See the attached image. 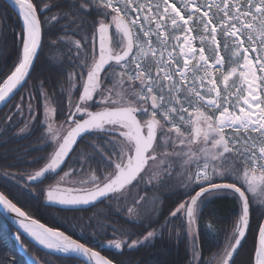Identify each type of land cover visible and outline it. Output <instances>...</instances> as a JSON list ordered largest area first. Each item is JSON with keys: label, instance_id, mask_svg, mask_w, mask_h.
Returning <instances> with one entry per match:
<instances>
[{"label": "snow or ice", "instance_id": "1", "mask_svg": "<svg viewBox=\"0 0 264 264\" xmlns=\"http://www.w3.org/2000/svg\"><path fill=\"white\" fill-rule=\"evenodd\" d=\"M10 3L20 22L19 47L12 69L0 77V104L27 88L45 46L66 48L70 69L59 92L40 81L36 94L13 104L7 119L27 114L31 125L21 119L20 132L39 125L52 150L42 167L11 179L33 189L59 177L47 187L46 206L115 204L145 231L112 228L108 238L100 235L103 225L90 224L91 235L81 231L74 238L31 219L0 190V206L15 214L18 228L78 264H120L101 250L150 244L169 225L172 235L191 239L189 264H264V223L251 229L253 206L264 207V0ZM53 7L59 11L46 15ZM85 140L86 154L78 143ZM177 175L186 199L158 229L157 199L149 203L141 185L146 177L163 184ZM66 179L71 183L60 188ZM219 195L235 199L240 211L205 261L198 219ZM249 235L253 243L245 251ZM32 264L42 262L33 258Z\"/></svg>", "mask_w": 264, "mask_h": 264}, {"label": "trees", "instance_id": "2", "mask_svg": "<svg viewBox=\"0 0 264 264\" xmlns=\"http://www.w3.org/2000/svg\"><path fill=\"white\" fill-rule=\"evenodd\" d=\"M67 2V0H64ZM59 9L53 7L45 13L48 16L55 15ZM47 32L48 29L46 28ZM52 29V32H55ZM20 33V22L16 12L9 7L4 1L0 0V77H3L16 62ZM67 49L58 47L45 46L40 52L36 61L32 79L29 81L25 90L21 91L16 99L6 105L0 111V190L8 192L15 203L31 217H34L47 225L65 231L74 238L79 236L81 231L91 235L92 228L103 225L100 230L101 236L111 238L112 228H124L133 233L144 232L145 229L140 226H133L127 220L123 211L115 204L109 205L107 202L101 203L91 209L79 211H67L46 206V190L49 184H54L59 177H50L43 184L33 189H27L21 184L17 186L16 181L11 179L10 174H21L25 171L31 172L43 166V159L51 152V147H46L47 141L42 139V133L39 125L25 132H20L24 125L20 123L21 119L25 123L31 122L25 117H16L9 121L7 117L13 115V104L19 102L20 96H26L28 92L36 94L40 81H47L49 89L59 92L58 82H63L67 73L69 61L67 60ZM63 65V67L61 66ZM59 103H64L65 97L57 96ZM35 103V102H34ZM55 107V104L52 105ZM60 121L56 122L59 125ZM89 140L80 143L81 153H85ZM195 147V145H193ZM40 160V163L36 161ZM159 173V166H154ZM63 175V173H61ZM141 185L144 190L143 195L149 198L156 197L158 202V220L159 224H154L159 229L165 219L170 218L169 212L184 196L185 189L181 187L180 177L174 176L172 179L165 181L163 184H156L155 178ZM71 181L65 180L60 183L59 187L69 186ZM156 184V187L153 185ZM251 215V229L255 232L257 225L262 222L264 211L253 206ZM240 208L236 200L230 196L219 195L211 198L202 212L201 218L198 219L199 243L203 249V259L209 260L212 253L216 251V246L223 242V234L230 231ZM180 222L177 221V224ZM211 224L215 229V235L206 230V225ZM173 225L168 226V230L158 234L155 241L145 244L139 248L127 249L121 253L115 249H102L103 255L113 258L120 264H189L191 260L189 238H185L181 233L177 238L171 234ZM15 229L7 222L0 213V264H32L28 261L27 256H22L13 240ZM21 241L30 254H35L42 264H78L75 259H68L54 253H49L38 249L23 235ZM87 238V237H84ZM120 239V236L116 237ZM106 242V241H105ZM252 235H249L245 244V251L252 247ZM47 252V253H46ZM243 258V254L242 257Z\"/></svg>", "mask_w": 264, "mask_h": 264}, {"label": "water", "instance_id": "3", "mask_svg": "<svg viewBox=\"0 0 264 264\" xmlns=\"http://www.w3.org/2000/svg\"><path fill=\"white\" fill-rule=\"evenodd\" d=\"M2 1H4L9 7H11V8L15 11L14 7H13L12 4L10 3V0H2ZM35 64H36V63H35ZM7 105H8V104H7ZM5 106H6V105H4V104H0V111H1ZM78 143L80 144V142H78ZM45 204H46V202H45ZM99 204H101V203H98V204H96L95 206H97V205H99ZM95 206H92V207H86V208L78 209V210H67V211L87 210V209H91V208H93V207H95ZM49 207H50V206H49ZM53 208L61 209V208H57V207H53ZM21 210H22V209H21ZM61 210H65V209H61ZM22 211H23V210H22ZM0 213L4 216V218L7 220V222H8V223H9V224L15 229V232H14V234H13V240H14V242H15V244H16V247H17L19 253H20L22 256L26 257V256H27L26 248H25V246L23 245V243H22V241H21V236H20V235H23L25 238H27V239L30 241L29 237H28L26 234H24L22 230H20V229L18 228V225L15 224L14 219H13V217H14L15 214H12V213L7 212V210H5V209L3 208V206H0ZM26 214H27V213H26ZM30 218H31V219H35L38 223L43 224V225H45L46 227H50V228H53V229L60 230V229H58V228H54V227H52V226H50V225H47L46 223H43L42 221H40V220H38V219H36V218H33V217H31V216H30ZM261 223H264V218H263V220H262ZM60 231H62V230H60ZM17 235L20 236V241H19V242H18L17 239H16V236H17ZM30 242H31V241H30ZM31 243H32V242H31ZM21 245H23V247H22ZM39 248H40V247H39ZM41 249H43V248H41ZM43 250H44V251H47V250H45V249H43ZM47 252H49V251H47ZM50 253H53V252H50ZM54 254H57V253H54ZM58 255H61V254H58ZM61 256H63V255H61Z\"/></svg>", "mask_w": 264, "mask_h": 264}, {"label": "rangeland", "instance_id": "4", "mask_svg": "<svg viewBox=\"0 0 264 264\" xmlns=\"http://www.w3.org/2000/svg\"><path fill=\"white\" fill-rule=\"evenodd\" d=\"M225 56H227V53H223ZM56 126H59V125H56ZM157 173H158V171H157ZM155 177H153L152 179H154ZM152 179H147V181H151ZM68 186H63V187H61L60 186V188H67ZM254 207L255 208H257V207H259V208H261L262 210L261 211H264V207H260V206H258V205H254ZM34 218V217H33ZM209 225L210 224H207L206 225V230L209 232V233H211V234H213V235H215V229H214V227L212 226L211 228L209 227ZM194 230H195V226H194ZM34 246L35 247H37L38 249H40V250H43V249H41V248H39L38 246H36L35 244H34ZM189 246H190V253H191V239L189 238ZM44 251V250H43ZM26 252H27V259H28V261H30V262H32V259L33 258H35V259H37L38 261H40L39 259H38V256H36L35 254L33 255V254H30V253H28V251L26 250ZM47 253V252H46ZM50 253V252H49Z\"/></svg>", "mask_w": 264, "mask_h": 264}, {"label": "bare ground", "instance_id": "5", "mask_svg": "<svg viewBox=\"0 0 264 264\" xmlns=\"http://www.w3.org/2000/svg\"><path fill=\"white\" fill-rule=\"evenodd\" d=\"M30 239V238H29ZM30 241L33 243V244H35L36 246H38V247H40V248H42L41 246H39V245H37L34 241H32L31 239H30ZM48 251V250H47ZM49 252H53V253H56V252H54V251H49ZM57 254H60V253H57ZM62 255V254H61Z\"/></svg>", "mask_w": 264, "mask_h": 264}, {"label": "flooded vegetation", "instance_id": "6", "mask_svg": "<svg viewBox=\"0 0 264 264\" xmlns=\"http://www.w3.org/2000/svg\"><path fill=\"white\" fill-rule=\"evenodd\" d=\"M80 145V144H79Z\"/></svg>", "mask_w": 264, "mask_h": 264}]
</instances>
